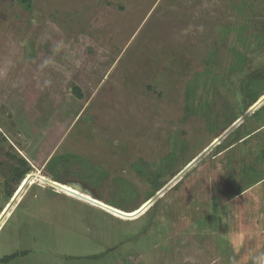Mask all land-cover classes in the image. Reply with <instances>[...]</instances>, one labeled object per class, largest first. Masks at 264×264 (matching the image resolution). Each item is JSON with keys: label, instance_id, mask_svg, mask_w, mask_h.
Wrapping results in <instances>:
<instances>
[{"label": "rangeland", "instance_id": "obj_1", "mask_svg": "<svg viewBox=\"0 0 264 264\" xmlns=\"http://www.w3.org/2000/svg\"><path fill=\"white\" fill-rule=\"evenodd\" d=\"M79 83L54 168L91 195L18 186ZM263 95L264 0H0V264H264Z\"/></svg>", "mask_w": 264, "mask_h": 264}, {"label": "crops", "instance_id": "obj_2", "mask_svg": "<svg viewBox=\"0 0 264 264\" xmlns=\"http://www.w3.org/2000/svg\"><path fill=\"white\" fill-rule=\"evenodd\" d=\"M76 91L79 94L76 93ZM71 94L73 95L72 97L70 96L72 103L68 104L66 108L52 104L50 105L51 107L45 110L46 112L48 111V113L50 112L51 116L45 113L46 115L43 116L41 124L37 126L36 129L38 133L36 134L35 144L29 145V142L28 146L18 147L21 153L16 160L18 159L21 161L22 159V163L24 164V175L18 186L25 182L28 177L34 175L30 181L31 183L43 182L51 185L48 182L42 181L40 179V177H42L49 181L70 185L84 194H90L89 192L82 191L78 185H73L75 183H70V181H59L55 177L57 173L54 168V157L64 145L70 147V145L66 143L69 141V136L73 131V124L75 122L78 123L82 114L84 115L86 112V84H77L76 88H71ZM74 96L76 98H74ZM73 102L75 104L77 103V106L74 105ZM79 116L80 118L78 119ZM10 139L11 138H9V140ZM10 141L11 145L14 144L12 140ZM72 143L74 144L75 141Z\"/></svg>", "mask_w": 264, "mask_h": 264}, {"label": "water", "instance_id": "obj_3", "mask_svg": "<svg viewBox=\"0 0 264 264\" xmlns=\"http://www.w3.org/2000/svg\"><path fill=\"white\" fill-rule=\"evenodd\" d=\"M264 102V95L246 112L247 114H250L251 112H253L258 106H260L262 103ZM243 121V117L238 119L236 122H234L220 137H218L217 139H215L199 156H197L195 159H193L177 176H175L173 178V180H171L166 186H164L155 196H153L148 204V206H150L152 203L155 202V200L162 195L166 189H168L169 187H171L179 178H181L193 165H195L202 157H204V155L206 153H208L214 146H216L218 143H220L223 138L225 136H227L234 128H236L241 122ZM34 175L30 176L27 178L26 183L30 182L32 177ZM45 180V182L50 183L51 185H55L54 181H49L45 178H43ZM24 188V186H22L21 190ZM21 192V191H20ZM19 192V193H20ZM17 197V196H16ZM16 197L14 200H16ZM13 203V202H12ZM12 203H10V205L8 206V208L5 210L3 216L0 218V221L2 220V218L5 216V214H7L9 208L11 207ZM144 209L141 208L139 209L135 214H123L126 217H136L138 215H141L143 213Z\"/></svg>", "mask_w": 264, "mask_h": 264}, {"label": "flooded vegetation", "instance_id": "obj_4", "mask_svg": "<svg viewBox=\"0 0 264 264\" xmlns=\"http://www.w3.org/2000/svg\"><path fill=\"white\" fill-rule=\"evenodd\" d=\"M260 98H261V97H260ZM260 98H259V99H260ZM259 99H257V101H258ZM257 101H255V103H256ZM255 103H254V104H255ZM254 104H253V105H254ZM253 105H251V106H253ZM251 106L247 109V111L251 108ZM247 111H246V112H247ZM246 112H244V113H246ZM238 119H240V117H238ZM238 119H236V121H237ZM236 121H235V122H236ZM240 124H241V123H240ZM240 124H239V125H240ZM249 135H250V134H249ZM249 135H248V136H249ZM248 136L246 135L245 137L239 139V141H241V142L244 141Z\"/></svg>", "mask_w": 264, "mask_h": 264}, {"label": "trees", "instance_id": "obj_5", "mask_svg": "<svg viewBox=\"0 0 264 264\" xmlns=\"http://www.w3.org/2000/svg\"><path fill=\"white\" fill-rule=\"evenodd\" d=\"M76 93H78L77 91H76ZM79 94V93H78ZM18 256V254H13V255H11V256H7L6 258H4V260L3 261H9V260H11V259H14V258H16Z\"/></svg>", "mask_w": 264, "mask_h": 264}, {"label": "built area", "instance_id": "obj_6", "mask_svg": "<svg viewBox=\"0 0 264 264\" xmlns=\"http://www.w3.org/2000/svg\"><path fill=\"white\" fill-rule=\"evenodd\" d=\"M0 133H3V129H2V127H1V125H0Z\"/></svg>", "mask_w": 264, "mask_h": 264}]
</instances>
